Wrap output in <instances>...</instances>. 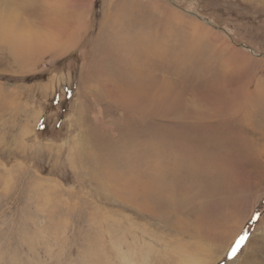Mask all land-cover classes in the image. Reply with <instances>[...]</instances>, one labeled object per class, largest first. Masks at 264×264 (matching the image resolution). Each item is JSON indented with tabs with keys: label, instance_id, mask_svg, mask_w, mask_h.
Instances as JSON below:
<instances>
[{
	"label": "rangeland",
	"instance_id": "374dc122",
	"mask_svg": "<svg viewBox=\"0 0 264 264\" xmlns=\"http://www.w3.org/2000/svg\"><path fill=\"white\" fill-rule=\"evenodd\" d=\"M0 13V264H264V0Z\"/></svg>",
	"mask_w": 264,
	"mask_h": 264
},
{
	"label": "bare ground",
	"instance_id": "6f19581e",
	"mask_svg": "<svg viewBox=\"0 0 264 264\" xmlns=\"http://www.w3.org/2000/svg\"><path fill=\"white\" fill-rule=\"evenodd\" d=\"M4 18H6V17H4L3 16V14L2 13H0V29L1 28H5V25H4V23H3V19ZM5 20H7V19H5ZM13 22V21H12ZM9 23V22H8ZM26 23V22H25ZM10 25V24H9ZM13 25V24H12ZM11 27V26H10ZM13 27V26H12ZM11 27V29H13ZM7 28V27H6ZM9 30V29H8ZM5 31V30H4ZM148 32V31H147ZM151 32V31H150ZM156 32H158V31H156ZM158 34V33H157ZM2 36V35H1ZM119 43V42H118ZM113 44V43H112ZM158 45V44H157ZM106 46V45H105ZM165 46V45H164ZM158 47V46H157ZM163 47V46H162ZM99 48V47H98ZM168 52V51H167ZM153 55V54H152ZM101 56H103V55H101ZM173 57H174V55H173ZM158 58V57H157ZM126 59V58H125ZM174 59V58H173ZM156 61V60H155ZM168 61H170V60H168ZM190 61V60H189ZM158 62V61H157ZM118 63V62H117ZM149 63V62H148ZM152 63H155L154 61H152ZM160 63V62H159ZM158 64V63H157ZM163 64V63H162ZM102 65V64H101ZM173 67V66H172ZM185 67V66H184ZM136 68H142V66L140 65L139 67H136ZM144 69V68H143ZM169 69V68H168ZM145 71V70H144ZM176 71V70H175ZM174 71V72H175ZM179 72V71H178ZM185 72V71H184ZM163 73V72H162ZM144 75H145V72L143 73ZM153 74V73H152ZM171 74V73H170ZM91 75V74H90ZM134 75V74H133ZM148 75H150V74H148ZM154 75V74H153ZM146 76V75H145ZM163 76V75H162ZM125 77V76H124ZM138 77V76H137ZM150 77V76H149ZM156 76H154V77H152V78H155ZM181 77V76H180ZM158 78H159V76H158ZM183 78V77H182ZM166 79V78H165ZM178 79H179V76H178ZM184 79V78H183ZM123 80V79H122ZM150 80H152V79H150ZM162 82V81H161ZM155 83V82H154ZM158 83H159V81H158ZM165 83V82H164ZM164 83H163V85H164ZM166 84V83H165ZM145 85V84H144ZM168 85V84H167ZM162 86V85H161ZM166 86V85H165ZM139 87V86H138ZM158 87V86H157ZM157 87H155L156 89H157V91L158 92H161V90H160V88H157ZM168 88V87H167ZM154 89V88H153ZM156 89H154L153 91H155ZM171 89V88H170ZM131 90V89H130ZM138 92H140V91H138ZM156 92V91H155ZM144 93H145V91H144ZM146 93H147V91H146ZM151 93V92H150ZM142 94H143V92H142ZM144 95V94H143ZM158 95H160V94H158ZM163 96V95H162ZM98 97V96H97ZM151 99V98H150ZM146 106V105H145ZM190 110V109H189ZM190 112H191V110H190ZM189 113V112H188ZM193 113V112H192ZM184 125V124H183ZM184 127V126H183ZM186 130V129H185ZM191 130V129H190ZM191 131H193L194 132V129L193 130H191ZM183 132V131H182ZM188 133L189 132H184V133H179L178 135H177V137H187L188 136ZM161 134V133H160ZM151 136V135H150ZM162 136V135H161ZM192 137H194V136H191V141H192V139L194 140V138H192ZM172 138V137H171ZM198 138V137H197ZM174 139V138H173ZM189 139V138H188ZM229 139V138H228ZM148 139H146V141H147ZM149 141V140H148ZM147 141V142H148ZM132 142V141H131ZM204 142V141H203ZM150 143V142H149ZM144 144V143H143ZM201 144V143H200ZM205 144V143H204ZM140 146H142L141 144H140ZM145 145H143V147H144ZM147 146V145H146ZM152 146V145H151ZM153 148H154V146H152ZM156 147V146H155ZM134 148V147H133ZM142 148V147H141ZM147 148V147H146ZM151 148V147H150ZM158 148H160V147H158ZM158 148H156V149H158ZM168 149V148H167ZM131 150V149H130ZM148 150H150V149H148ZM152 150H155V149H152ZM159 150V149H158ZM165 150L166 149H164V152H165ZM182 150V149H181ZM172 151V150H171ZM153 152H155V151H152V153ZM159 152V151H158ZM162 152V151H161ZM167 152V151H166ZM165 152V153H166ZM169 152V151H168ZM168 152L166 153V154H168ZM182 152H184V151H182ZM145 153V152H144ZM151 153V152H150ZM160 153V152H159ZM171 153H173V152H171ZM179 153H181L180 151H179ZM178 153V154H179ZM161 154V153H160ZM163 154V153H162ZM170 154V153H169ZM137 155H139V154H137ZM144 155H146V154H143V156ZM150 155H152V154H150ZM153 155H154V153H153ZM173 155V154H172ZM147 156H148V153H147ZM155 156V155H154ZM162 156V155H161ZM165 156V155H164ZM170 156V155H169ZM178 156V155H177ZM177 156H176V158H177ZM180 156V155H179ZM151 157V156H150ZM174 156H172V158H173ZM149 158V157H148ZM154 158V157H153ZM179 158V157H178ZM140 159H142V157L141 158H139V159H137V160H140ZM147 159V158H146ZM171 159V158H170ZM145 160V159H144ZM173 161L175 160V159H172ZM178 160V159H177ZM199 161H200V159H198ZM136 161V160H135ZM195 161V160H194ZM168 162V161H167ZM175 162H177L176 160H175ZM178 162H180L179 160H178ZM182 162V161H181ZM136 163V162H135ZM141 163V162H140ZM172 163V162H171ZM185 163V162H184ZM183 164V163H182ZM181 164V165H182ZM177 165H179V164H176V166ZM179 167V166H178ZM181 167V166H180ZM137 180V179H136ZM150 181V180H149ZM144 185V184H143ZM164 185V184H163ZM146 187V186H145ZM162 189V188H161ZM165 191V190H164ZM166 191H168V190H166ZM146 193H147V191H146ZM155 193V192H154ZM171 194V193H170ZM178 195V194H177ZM176 196V195H175ZM175 205V204H174Z\"/></svg>",
	"mask_w": 264,
	"mask_h": 264
}]
</instances>
